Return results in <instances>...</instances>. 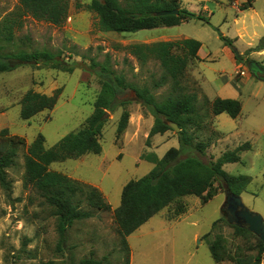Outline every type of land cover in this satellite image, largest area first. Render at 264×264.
Instances as JSON below:
<instances>
[{"label":"rangeland","instance_id":"rangeland-1","mask_svg":"<svg viewBox=\"0 0 264 264\" xmlns=\"http://www.w3.org/2000/svg\"><path fill=\"white\" fill-rule=\"evenodd\" d=\"M89 1L69 0L68 16L60 25L29 14L17 17L21 21L13 31L17 46H6L5 52L18 47L26 51L47 50L73 66V70L51 67L41 60L24 63L12 58L14 68L0 72V129L7 128L9 134L21 136L26 145L38 134L43 136L45 147L54 145L66 133L80 128L92 112L100 89V64L105 63L123 74L128 83L146 85L157 100L162 99L170 82L153 88L154 81L162 76L159 62L148 59L142 64L126 46L150 38L183 37L201 42L199 57L189 62L181 83L185 91L196 94L202 124L187 129L193 137L190 144L180 143L179 129L149 135L154 122L153 107L139 99L130 87L121 89L112 108L105 112L99 140L101 151L47 166L96 187L110 205L107 210L92 209L89 218L75 221L61 240L49 208L32 187L23 185L24 149L20 148L15 164L6 169L9 189L0 186V264H75L83 257L103 259V264H125V249L120 244L112 211L120 203L123 185L154 166L145 156L155 154L161 158L170 147L179 149L177 159L193 156L209 164L224 151L249 142L250 148L239 153L240 161L225 163L222 168L229 174L250 176L240 195L245 206L264 220V82L248 66L254 61L264 67V48L254 49L264 36V0H254L244 10L239 7L245 0H180L181 7L200 17L133 32L98 29L95 13L85 8ZM21 11L18 0H0V20ZM221 35L233 39L238 57L230 46L224 45ZM91 60L98 65L91 66ZM56 88H61V92L53 108L29 119L20 117L24 92L32 89L51 94ZM217 96L238 99L239 114L234 118L226 112L213 114L204 99L212 101ZM122 102H127L129 118L124 132L117 137ZM197 142L205 145L203 151L198 150ZM224 202V189L206 203L194 195L171 202L126 236L128 264H216L209 249L216 233L224 236L230 254L255 255L259 238L253 233L234 232L225 220ZM178 204H184L186 210L173 217ZM261 255L260 264H264V251ZM220 264L234 262L225 259Z\"/></svg>","mask_w":264,"mask_h":264},{"label":"trees","instance_id":"trees-1","mask_svg":"<svg viewBox=\"0 0 264 264\" xmlns=\"http://www.w3.org/2000/svg\"><path fill=\"white\" fill-rule=\"evenodd\" d=\"M253 1L245 0L239 8L247 9L252 6ZM18 3L22 10L20 14L6 16L0 20V72L14 68L12 58L24 63L41 60L51 67L72 71L73 66L47 50L26 51L18 47L13 52L4 51L6 46H17L13 31L21 24L18 18L22 13L60 25L68 16L69 0H18ZM85 8L95 13L97 28L102 31L133 32L177 25L190 18L200 17L199 14L181 7L180 0H90ZM174 9L178 10L176 14L170 12L155 15L158 11ZM220 38L224 45L230 46L234 51L232 38L224 35ZM200 46L199 40L189 37L127 45L126 48L140 63L143 64L148 59L159 62L162 76L160 80L154 81L153 88H158L169 80L167 94L157 100L148 86L132 85L126 81L123 74L110 69L108 64H100L98 74L100 89L93 103L92 112L80 128L66 133L50 147L44 146V138L41 134L26 145L21 136L9 134L7 128L0 129V186L5 190L9 189L6 169L15 164L18 150L21 148L24 149L23 185L32 187L41 203L49 208V214L56 221L60 240L67 228L75 221L89 218L92 209H109L110 205L96 187L78 182L61 172L49 170L48 164L76 158L89 152L99 153L101 151L99 140L106 120L105 112L112 108L117 93L127 87H130L145 104L153 107L154 122L149 135L171 129L167 122H174L179 127L177 133L180 143L190 144L193 137L187 129L200 127L203 120L196 107V94L185 91L181 80L189 62L198 59L197 52ZM263 48L264 36L254 49ZM90 65L96 66L98 63L91 60ZM255 65L257 64L252 61L250 67L254 68ZM60 92L61 88H56L51 94L27 90L20 99V117L29 119L42 110L53 108ZM204 102L210 104L213 114L226 112L233 118L241 109V103L236 98L217 96L212 101L205 98ZM126 103H121L122 111L116 125L117 137L124 132L128 124L129 111L125 107ZM196 147L203 151L205 145L197 142ZM249 148L250 143L243 142L231 150L224 151L209 164L193 156L177 159L179 149L175 147L167 149L161 158L155 154H147L145 157L152 161L154 166L146 174L130 179L123 185L120 203L112 211L120 244L125 249V264L129 262L126 236L171 202L177 201L184 195H194L199 197L201 203H206L219 189L224 188L241 194L246 189L250 176L229 174L222 166L228 162L240 161L239 153ZM185 210L184 204H178L173 217ZM216 222L217 220L213 222L212 227ZM230 225L236 234L252 233L246 227ZM256 247L257 252L253 256L230 254L226 250L224 236L220 233H216L209 244L210 255L216 264H220L225 259L231 260L234 264H260L264 243L257 239ZM103 261V259L83 257L75 264H103ZM44 264L52 263L47 261ZM104 264L111 263L105 261Z\"/></svg>","mask_w":264,"mask_h":264},{"label":"water","instance_id":"water-1","mask_svg":"<svg viewBox=\"0 0 264 264\" xmlns=\"http://www.w3.org/2000/svg\"><path fill=\"white\" fill-rule=\"evenodd\" d=\"M178 12L177 9L173 11L162 10L155 13V15L167 14ZM235 56L238 57L239 54L236 49H234ZM250 68V64H248ZM251 70V73L259 80L264 82V67H259L256 70ZM262 73V75H258ZM167 124L174 130H178L179 127L174 122H167ZM225 192V202L223 205V212L225 220L229 224L246 227L248 231L255 234L263 243H264V220L262 216L256 212L248 209L243 203L242 197L240 194L233 193L230 189L224 188Z\"/></svg>","mask_w":264,"mask_h":264},{"label":"crops","instance_id":"crops-1","mask_svg":"<svg viewBox=\"0 0 264 264\" xmlns=\"http://www.w3.org/2000/svg\"><path fill=\"white\" fill-rule=\"evenodd\" d=\"M204 8L205 9H207V7H206V5L204 6ZM178 25V24H177ZM160 27V26H159ZM155 28H157V27H155ZM148 29H154V28H148ZM151 40H144V42H150V41H159V40H155V39H153V38H150ZM174 39H179V38H174ZM174 39H169V40H174ZM162 40H168L167 38H163ZM201 47V46H200ZM199 50H200V48H199ZM199 50H198V52H197V55H198V57H199Z\"/></svg>","mask_w":264,"mask_h":264},{"label":"flooded vegetation","instance_id":"flooded-vegetation-1","mask_svg":"<svg viewBox=\"0 0 264 264\" xmlns=\"http://www.w3.org/2000/svg\"><path fill=\"white\" fill-rule=\"evenodd\" d=\"M259 67H260V66H259ZM257 68H258V65H255L254 68H253V67H252V68L250 67V69H252V70H256V71H257Z\"/></svg>","mask_w":264,"mask_h":264}]
</instances>
